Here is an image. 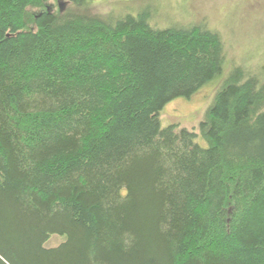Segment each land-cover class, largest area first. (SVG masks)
Returning <instances> with one entry per match:
<instances>
[{
    "label": "trees",
    "instance_id": "16d2710c",
    "mask_svg": "<svg viewBox=\"0 0 264 264\" xmlns=\"http://www.w3.org/2000/svg\"><path fill=\"white\" fill-rule=\"evenodd\" d=\"M91 1L0 0V264H264V64L222 77L205 22Z\"/></svg>",
    "mask_w": 264,
    "mask_h": 264
},
{
    "label": "rangeland",
    "instance_id": "374dc122",
    "mask_svg": "<svg viewBox=\"0 0 264 264\" xmlns=\"http://www.w3.org/2000/svg\"><path fill=\"white\" fill-rule=\"evenodd\" d=\"M145 10L152 16L150 25L161 29L205 22L209 30L217 31L225 52L222 77L233 64L252 69L264 64V0H92L85 11L122 18ZM219 85L215 80L188 99L169 102L159 115L160 127L196 130ZM62 241L52 236L46 247H56Z\"/></svg>",
    "mask_w": 264,
    "mask_h": 264
}]
</instances>
